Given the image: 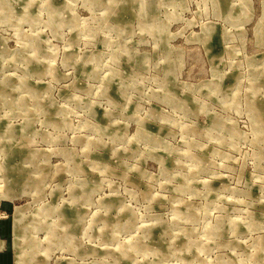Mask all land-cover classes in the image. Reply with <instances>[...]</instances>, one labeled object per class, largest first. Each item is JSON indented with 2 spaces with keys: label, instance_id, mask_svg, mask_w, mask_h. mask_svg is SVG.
Returning a JSON list of instances; mask_svg holds the SVG:
<instances>
[{
  "label": "rangeland",
  "instance_id": "1",
  "mask_svg": "<svg viewBox=\"0 0 264 264\" xmlns=\"http://www.w3.org/2000/svg\"><path fill=\"white\" fill-rule=\"evenodd\" d=\"M0 241L264 264V0H0Z\"/></svg>",
  "mask_w": 264,
  "mask_h": 264
},
{
  "label": "bare ground",
  "instance_id": "2",
  "mask_svg": "<svg viewBox=\"0 0 264 264\" xmlns=\"http://www.w3.org/2000/svg\"><path fill=\"white\" fill-rule=\"evenodd\" d=\"M35 184V183H34ZM71 218V217H70ZM1 242V241H0ZM191 244V243H190Z\"/></svg>",
  "mask_w": 264,
  "mask_h": 264
}]
</instances>
